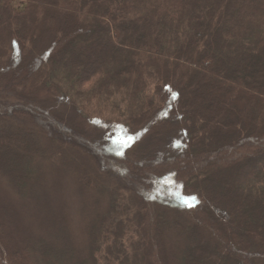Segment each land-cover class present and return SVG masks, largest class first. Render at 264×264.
<instances>
[{"label": "trees", "instance_id": "1", "mask_svg": "<svg viewBox=\"0 0 264 264\" xmlns=\"http://www.w3.org/2000/svg\"><path fill=\"white\" fill-rule=\"evenodd\" d=\"M55 153L113 209L128 194L161 218L91 226L83 254L21 227L0 190V264H264V0H0V174L17 198L34 187L13 165Z\"/></svg>", "mask_w": 264, "mask_h": 264}, {"label": "rangeland", "instance_id": "2", "mask_svg": "<svg viewBox=\"0 0 264 264\" xmlns=\"http://www.w3.org/2000/svg\"><path fill=\"white\" fill-rule=\"evenodd\" d=\"M16 4H18V1H16ZM59 112H66L65 105L62 104ZM27 124L29 128H33V130L36 131L37 136H35V139L39 142L41 147L47 145V143H45L44 130L32 121H28ZM86 124L88 129H91V126L88 123ZM56 147H58V145H56L55 148ZM55 154V157H53L56 160L55 163L52 161V156L44 161L41 160V158L36 161L34 160V164L38 169H32V172L20 165H13L26 176V179L30 181V185L32 183L31 188L34 187L33 190L31 189L34 192H29L30 194H27L28 196L22 199L17 198L16 190L11 186L10 178L0 174V190L3 196L5 198L8 196L11 200L15 214L22 219L21 222L23 221L21 227H25L27 230L33 232L32 234L41 237H50L52 235L54 238L62 239L65 233L67 237L70 236L74 249L77 251L81 250L82 253L85 254L88 250L89 231L91 226H96L98 229L99 226L102 227L108 224L113 225L115 216L123 222L121 226H140L142 222H138L139 219L135 221V215L136 213H141L142 209L144 210L142 213L144 212V214L148 216V221L150 220V222L152 220L154 221L155 216L157 219L161 218V216H158L159 212H155L158 209L157 207L146 204L143 208L141 207L143 202L141 198L135 197L133 201H131V197L127 196L128 194L124 195L120 193L124 195V197L122 196L123 199L120 198L118 200L119 203L117 207L113 209V204L110 199L107 200L106 197L101 198L96 192H93L95 189L86 186V183L81 180L82 177L80 174H75L74 170H71L66 162L61 161L62 165L58 166L59 156L57 153ZM73 154L75 157L79 155L83 156V154L86 155L81 150H74ZM70 166L73 165L70 164ZM88 167L89 172H92L91 174L93 176H95V174L99 175L98 164L93 159ZM80 173L89 174L84 170H81ZM91 174H89V176L93 178ZM81 181L84 182L85 186H83ZM102 186L99 189L103 188ZM29 189L30 187H28V191ZM176 194L179 196L182 195L178 192H176ZM181 197H183L181 200L183 203L197 205L193 198L187 200L183 195ZM175 204L178 203L175 202ZM125 207H131L129 217H126L124 213H122ZM172 210V214H176L182 226L189 225V219L186 214H178L179 212L174 209ZM106 217L108 218L106 219ZM58 221H60L64 227L58 229ZM109 229H111L110 226ZM124 235L123 240L120 241V245L122 248L130 251L132 250L131 244H135L139 242V240L135 234L130 235L129 233H124ZM180 235V231L176 230L173 231L170 237L168 236L166 241H168V245L172 251L181 246L180 243L183 241V237ZM105 250L106 246L104 245L96 257L101 259L105 254ZM172 254L176 256V251ZM30 264H39V262L31 260Z\"/></svg>", "mask_w": 264, "mask_h": 264}, {"label": "snow or ice", "instance_id": "3", "mask_svg": "<svg viewBox=\"0 0 264 264\" xmlns=\"http://www.w3.org/2000/svg\"><path fill=\"white\" fill-rule=\"evenodd\" d=\"M194 199V198H193Z\"/></svg>", "mask_w": 264, "mask_h": 264}]
</instances>
